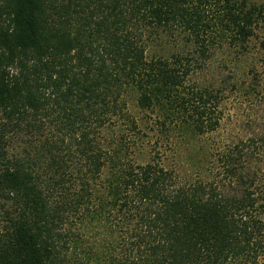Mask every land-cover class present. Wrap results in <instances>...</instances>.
<instances>
[{
  "label": "trees",
  "instance_id": "1",
  "mask_svg": "<svg viewBox=\"0 0 264 264\" xmlns=\"http://www.w3.org/2000/svg\"><path fill=\"white\" fill-rule=\"evenodd\" d=\"M263 11L0 0V264H264V131L205 142L196 179L178 183L130 158L127 103L187 142L215 132L232 78L191 77L212 50L245 52Z\"/></svg>",
  "mask_w": 264,
  "mask_h": 264
},
{
  "label": "rangeland",
  "instance_id": "2",
  "mask_svg": "<svg viewBox=\"0 0 264 264\" xmlns=\"http://www.w3.org/2000/svg\"><path fill=\"white\" fill-rule=\"evenodd\" d=\"M244 1L247 8L253 5L261 9L264 7V0ZM229 78H232L231 84L227 85L225 99L219 106V127L210 135L195 139V142L178 137L172 126L160 131L153 124L154 114L139 111L135 108L134 99L127 97L130 112L139 125L129 137L134 143L130 145V158L140 162L155 158L165 170L172 173L178 183H184L196 179L198 170L194 162L204 159L206 153L198 155V152L206 149L205 142L217 148L260 135L264 131V18H259L245 52L240 53L226 46L212 50L208 67L196 71L191 80L199 81L200 84L219 85L220 81L223 83ZM52 130L48 126L46 136H50ZM15 146H18L17 143ZM3 211L0 208V222ZM90 238L96 236L93 234Z\"/></svg>",
  "mask_w": 264,
  "mask_h": 264
}]
</instances>
